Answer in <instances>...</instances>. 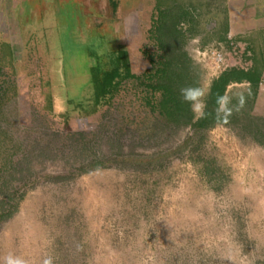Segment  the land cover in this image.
I'll return each instance as SVG.
<instances>
[{
  "label": "rangeland",
  "instance_id": "obj_1",
  "mask_svg": "<svg viewBox=\"0 0 264 264\" xmlns=\"http://www.w3.org/2000/svg\"><path fill=\"white\" fill-rule=\"evenodd\" d=\"M115 1L116 12L113 0H0V45L9 42L14 51L13 62L2 60L0 85L14 82L18 91H10L0 122L11 137L39 154L66 131H101L116 140L124 125L115 150L120 143L123 153L144 159L52 181L44 176L80 165L73 143H55L56 157L34 156L30 164L41 179L12 185L25 196L13 216L0 220V264L9 254L27 264L48 256L54 264H264V144L218 125L202 150L177 152L190 127L143 137L137 124L150 118L134 92H122L108 113L97 108L89 71L97 55L124 46L138 53L137 70L148 65L142 52L155 0ZM223 1H205L201 28L220 21ZM201 28L198 37L213 44ZM192 44L186 48L205 68L208 88V68ZM244 45L235 40L226 49L229 64L245 62ZM260 91L257 114L264 113V84ZM104 139L103 150L111 151ZM206 161L214 166L209 173Z\"/></svg>",
  "mask_w": 264,
  "mask_h": 264
},
{
  "label": "trees",
  "instance_id": "obj_2",
  "mask_svg": "<svg viewBox=\"0 0 264 264\" xmlns=\"http://www.w3.org/2000/svg\"><path fill=\"white\" fill-rule=\"evenodd\" d=\"M205 1L206 4L209 3L208 0H155L151 25L147 28L148 42L142 52L148 60L145 68H135L133 57L138 58V53L131 55V51L124 46L97 55L89 69L96 106L103 109V113H108L116 107V98L122 92H134L141 100L140 106L148 111L150 118L144 126L137 124L136 130L140 131L143 137L146 135L158 140L159 136L166 133L171 136L190 127L192 134L179 144L177 152L202 150L207 133L218 125L242 129L244 134H249L264 144V113L255 112L261 85L264 84V43L257 46L247 36H230L228 22L226 18H222L223 9L220 10V7L217 8L221 16L220 21L215 22L209 29L201 28L200 15ZM117 10L118 2L113 0V11ZM212 10L207 8L206 13H212ZM200 28L207 30L210 37L215 38L213 43L225 50L231 49L235 40L244 42L243 59L249 64L244 67L239 64L227 66L219 75L211 78L208 85L209 95L206 98L208 115L204 119L194 121L190 105L183 101L180 89L202 84L205 76V68L195 61L186 48L187 43L199 35ZM209 42L201 39L202 47ZM5 57H9L10 62L14 60L13 47L9 42L0 45V75L5 73L2 65ZM13 83L3 80L0 85V122L6 119L4 107L11 97L10 91L18 93L17 86ZM236 84L246 86L239 87ZM225 93L233 97V104L240 94L246 98L244 108L234 112L227 123L218 121L215 111L216 96ZM124 127L119 126L117 141L124 132ZM100 139L111 145V151L103 150ZM116 140L111 135L105 136L101 131L90 134L85 131H66L58 141L55 138L51 141L52 146H46L39 154H35L32 150H27L24 139L14 140L10 131L0 123V220L13 216L25 196L24 192L12 186L14 181H40L38 172L32 169L30 162L34 156H58L54 150L57 142H62L63 149L73 143L74 147L70 149H73L74 159L80 161V165L74 164L65 171L44 176L52 181L72 178L110 165L124 166L127 163L144 161L133 153H123L120 143L117 144L119 150H115L116 144L113 143L117 142ZM163 156H158L155 160H160ZM213 167L211 161H206L205 172L209 173Z\"/></svg>",
  "mask_w": 264,
  "mask_h": 264
},
{
  "label": "clouds",
  "instance_id": "obj_3",
  "mask_svg": "<svg viewBox=\"0 0 264 264\" xmlns=\"http://www.w3.org/2000/svg\"><path fill=\"white\" fill-rule=\"evenodd\" d=\"M180 95L183 101L190 105L194 121L207 117L206 98L209 95V89L205 85L199 84L182 87ZM235 99L236 103L233 104V97L227 93L216 96L215 111L218 121L227 123L234 112H239L244 108L246 104L245 96L240 94ZM3 264H27V261L23 257L9 254L3 258ZM43 264H54V258L52 256L46 257L43 260Z\"/></svg>",
  "mask_w": 264,
  "mask_h": 264
},
{
  "label": "crops",
  "instance_id": "obj_4",
  "mask_svg": "<svg viewBox=\"0 0 264 264\" xmlns=\"http://www.w3.org/2000/svg\"><path fill=\"white\" fill-rule=\"evenodd\" d=\"M130 1L133 0H124V3ZM222 4V18L228 22V33L247 36L257 46L264 43V0H224Z\"/></svg>",
  "mask_w": 264,
  "mask_h": 264
},
{
  "label": "built area",
  "instance_id": "obj_5",
  "mask_svg": "<svg viewBox=\"0 0 264 264\" xmlns=\"http://www.w3.org/2000/svg\"><path fill=\"white\" fill-rule=\"evenodd\" d=\"M191 42L193 43L192 49L195 55H197L205 63L211 78L219 75V73L223 69L231 65L227 60V52L224 48H219L217 45H215V43L208 44L205 47H202L201 39L198 36L192 38ZM244 50H245V45L244 48L240 50L241 52H239L240 56H243ZM235 52L236 54H238L237 50H235ZM248 64H249L248 61L245 62L242 61V63H240L239 65L244 67Z\"/></svg>",
  "mask_w": 264,
  "mask_h": 264
}]
</instances>
